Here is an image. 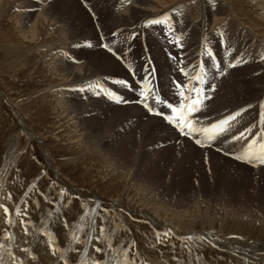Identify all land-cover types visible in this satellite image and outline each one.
Here are the masks:
<instances>
[{
    "label": "rangeland",
    "instance_id": "374dc122",
    "mask_svg": "<svg viewBox=\"0 0 264 264\" xmlns=\"http://www.w3.org/2000/svg\"><path fill=\"white\" fill-rule=\"evenodd\" d=\"M77 1L79 4L74 1L68 3V0H0V90L21 117L20 122L12 108L0 97V198H7L11 193L14 206H19L21 213H27L17 217L13 207L10 210L12 226L8 224L3 209H0V217L3 216L0 220V259L10 253L8 236L14 240L13 231L20 232V225H23L21 221L28 218L29 205L24 202L27 200L35 206L41 202L51 207V234L56 248L58 247L55 254L51 248V264H64L61 256L69 260L70 264H82L80 262L89 259H93L92 262L98 261L101 252L97 253L96 247L109 253L125 251L129 256V264H168L170 256L169 264L178 263L182 259L189 263L187 252L183 255L182 252L192 249L195 264H203V259L200 258L208 260L209 244L195 233H208L209 220L224 215L263 219L264 179L248 180V183L226 188L222 175L216 181L212 170L205 169L200 173L192 166V159L188 164L189 162L181 160L182 157L176 159L177 155L170 157L175 152L174 146L171 148L166 147L169 143H153L148 134L142 133L137 127L143 122L140 118L133 122H129L131 119L127 120L130 111L128 108L135 104L134 96L123 99L130 103H116L109 96H106L108 100L103 97L110 101L109 104L101 97L107 91L114 97H123V85L119 84L123 81L121 71L96 65L93 59L89 61V82L87 80L85 83L68 86L67 80L54 68L55 58L50 57L51 53L48 52L51 43L64 38L71 39L74 42L73 57L83 56L85 60L95 56L99 50L112 55L107 49L101 48L102 43H106L99 39L100 32L94 37H81V33H89V27H106V22L102 20L112 14L111 0ZM207 1L212 6L218 3V7L202 11V4ZM137 2L154 10L149 19L161 18V14L166 13L170 19L160 23H164L165 28L160 25L157 27L162 31L166 29V32L167 28L173 30L163 34L164 38L160 36L154 40L148 39L150 43L146 42L145 48L139 45L137 39L127 40L131 51L129 57L127 50L122 49L127 43L111 37L106 45L118 55L122 54L118 68L129 73L137 68L140 54L144 52L149 57L148 60L164 68L165 74L177 73L180 67L187 64L191 51L200 43L207 47V55L214 56L223 65L221 58L228 56L225 47L231 41L239 40V44L243 41L238 34L240 31L226 26L228 20L224 12L227 5H232L233 16L241 23L239 28H251L255 33L254 40H264V8L257 6L255 0ZM246 3L254 9L249 6L251 10H248ZM26 11L32 12L33 16H27ZM88 15L93 22L89 21ZM65 23L70 30L69 35L63 34ZM156 25L145 24V27ZM114 30L120 32L116 29H108L107 32ZM221 32L225 40H220ZM171 34L175 38L169 37ZM119 36L122 39L127 37L124 34ZM176 38H179V43L175 42ZM222 44L224 48L221 47ZM246 45V48H250L252 43L247 42ZM209 47H215L216 53L212 54ZM253 49L258 51L255 46ZM221 50L224 51L220 53ZM246 62V67L235 65L230 70V75L239 81V87L236 83L230 86L237 95L250 91L248 96L251 99L254 92L263 90L264 66L257 60ZM103 79H109L110 82L107 84ZM112 80L118 82L116 88L111 87ZM219 86L220 89L214 95L211 94V100L217 101L216 111L221 114L229 113L233 111L232 101L241 102L243 97H231L225 91V84L219 83ZM80 88H84V91H79ZM243 88L246 89L241 90ZM62 92L66 94L65 99ZM175 92L173 86L170 93ZM172 94L166 96L165 93L162 96L173 103L179 97ZM94 100L105 109L95 106ZM251 111L248 109L241 112L235 122L231 123L228 133L234 132L233 129L241 130L246 121L244 114ZM214 114H207L203 120H210ZM197 127H203V124L199 123ZM25 129L33 135L32 139L27 136ZM228 133L224 137L229 136ZM192 140L195 141L194 138ZM222 141L225 146V139ZM161 150H167L165 158L159 154ZM167 163H170L169 166ZM199 173L205 176L204 179L198 178ZM251 173L244 172L243 176L251 177ZM246 187L251 190L259 188L258 193L244 195L241 189ZM27 192L28 195L25 196ZM92 195L96 197L93 198ZM225 203L230 206L225 207ZM94 208L96 213L93 212ZM146 213L149 216L155 215L167 226L170 224L168 227H173L178 235H182L166 231L170 235L163 236L164 229L154 227L146 218ZM100 227L104 229L103 234L99 231ZM156 233H161V241H157ZM73 234L79 236V243L72 240ZM190 235L195 238L188 241L186 238Z\"/></svg>",
    "mask_w": 264,
    "mask_h": 264
},
{
    "label": "bare ground",
    "instance_id": "6f19581e",
    "mask_svg": "<svg viewBox=\"0 0 264 264\" xmlns=\"http://www.w3.org/2000/svg\"><path fill=\"white\" fill-rule=\"evenodd\" d=\"M72 1H74L75 3H78L77 0H68V3H71ZM255 1L257 2V6L260 5L261 8H264V0H255ZM138 2L137 0H111V3L113 5L112 14L107 16L106 19L102 20V22L104 21L106 22L105 23L106 27H89L87 30V32L89 33H83V34L81 33L82 39L88 38L86 37L87 35L90 37L92 36L94 37L95 34H97V32H100L101 35H98L99 39L100 40L103 39V42L108 44L110 42L111 37H114V39H118L120 42L127 43L126 44L127 46L125 47L123 46L122 49L124 48L127 50L128 52L127 55L129 57V55L131 54V51H129L128 49L129 42H127V40L129 41V40L137 39L140 43L139 45L145 48L146 42L150 43L149 42L150 40L148 41V39L154 40L156 38H159L163 34H166V33L168 34V31L170 28H167V32H166V29L165 31H162L160 27H157L160 25L161 27L165 28L164 23H163L164 26L159 23L156 25V27H145V24L147 25V20H149V17L151 16L154 10L151 9L149 6L143 5V3L142 5H140L141 3L139 4ZM32 4L33 3H31V5ZM217 4L218 3H215L214 6H212V3H210V1H207L202 4V7H203L202 11L212 10V8H214L215 6L218 7ZM249 6L251 5L249 4L247 5L248 10L249 9L251 10ZM40 8H44V7H40ZM231 8H232V5L231 6L227 5L226 12H224V14H226L227 16L226 19L228 20L226 26L235 27V29L238 32L240 31L238 34H240L239 35L240 38H243V41H240V44H239V40L234 41V42L231 41L230 45L228 47L227 46L225 47V51L227 50L226 54L228 56H224L223 58H221L223 60V65L219 64L217 62L219 60L216 59L214 56L207 55L208 54L207 47H205L204 44H201V43L197 45L194 51H191L192 53H191V56H189V58L187 59V64H185L183 67H180V69L181 68L183 69V72L181 71H178L177 73L170 72L168 75L164 73L166 71L164 70V68H162V66H159L158 63L155 64L151 60H148L149 57L145 54V52L143 51V48L141 50L142 52H144V54L142 55L140 54L141 59L139 58V64L138 65L136 64L137 68L132 73H129L127 70L118 68L120 66L119 62L121 60H118L113 55H110L109 53H107V51L99 50L100 52L97 51V53L99 54L97 53L94 54L95 56L88 58V60L87 59L85 60L83 56L73 57L72 48L74 47V42L71 39L69 40L67 38H64V39H60L59 41H55L54 43H51L49 45L50 49L48 52L51 53L50 57L55 58L54 68L56 69L58 73H60L62 77H64V79L67 80L68 86L70 84H77V83H83V82L85 83L87 80H88L87 82H89L88 75L90 74V71H91L90 70L91 63L89 61H93V59L95 60L96 65L101 64L102 66H105L106 69L115 70V71L118 70L119 72L121 71V79L123 81H121L122 83H119V84L123 85L121 86L122 87L121 93L124 97V98L123 97L121 98L125 99L129 96L135 97L134 99L135 104L131 105L130 108H128L130 109V111H129L127 120L129 121L131 119V121L129 122H133L136 118H140L141 120H143V122L138 124L137 127L140 129L142 133L146 132L148 136L150 137V140L153 143H165V144L169 143L170 145H167L166 147L170 146L171 148L172 146H174L175 152L170 157H174V155H177L176 159L177 157L178 158L182 157L181 160H183V162L185 163L191 161L192 159L193 162L192 163L189 162L188 164L191 163L192 166H195L200 171V173H202V171H204L205 169L212 170L214 172V178L216 181L219 180L218 177L222 175L223 176L222 180L224 184H226L225 185L226 188L236 187V186H239L240 184L242 185V184L248 183L249 181H254V180L258 181L259 179L260 180L264 179V166L253 167L250 164H246L242 161L236 160L233 155V154L235 155L242 154V152L247 147V145L253 141H255L257 145L264 143V107L261 106V105H264V86H261L263 87V90L254 92L253 95L250 96L251 99L248 96L250 91L249 92L244 91L237 95L233 91V89H231L232 86L230 85H234L236 83V86L239 87L238 86L239 81L235 80L236 78L230 75V70L233 67H228V65L230 63H234L236 66L240 65L241 67L244 68L246 67L247 60H252V61L257 60L258 63H261V65L264 66V59H261V57L264 56V40H261L259 42H257V40H254L253 38L255 37V33L253 32L254 30H252L251 28H246V27L239 28L241 27V23L237 22V19H235L236 16L235 15L233 16V12ZM243 14L245 13L243 12ZM28 15H30V17L33 16L32 12L31 13L27 12V16ZM88 19L89 21L93 22L90 16L88 17ZM233 22L235 24H233ZM65 26H66V23H65ZM199 28L204 29L205 27H199ZM62 29H63V34L70 33V30L68 29L67 26L63 27ZM108 29H116L117 31H120V32H115L114 30L113 32L108 33L107 32ZM85 32H86V29H85ZM120 34L126 35L127 36L125 38L126 40L122 39V37L119 36ZM170 36L175 38L173 34L169 35V37ZM75 37H72V39H74ZM162 38H164V36H162ZM77 39L80 40V37L78 38L77 36ZM61 40H64V41H61ZM220 40H225V36H221ZM247 42L252 43V45L249 46L250 48H246L248 46L246 45ZM171 43H173L172 40H171ZM253 46H255L258 49V51H254ZM221 47L224 48L223 44L221 45ZM101 48H105L103 43L101 45ZM209 49L212 51V54L216 53L215 47L214 49H212V47L211 48L209 47ZM223 51L224 50H221L220 53H222ZM217 64L220 66L221 71L225 73L224 75H220V73L217 72V69H216ZM201 80L203 81V83H201ZM173 81L180 82L184 86H186V89H185L186 93L188 92L189 89L194 88V87L203 88L205 91V94H207L210 97V99H207L204 101V107L199 112L194 114V119L197 120L196 125L199 123H202L203 127H208L212 123H215L218 120L223 119L224 117L239 111L240 109H245V110L251 109L252 111L250 113L244 114L246 115L245 116L246 121L243 124V128L241 130L239 128L236 130L233 129L234 132L230 134L228 133L229 136L226 135L225 137L224 136L218 137L214 142L211 143V146L201 147L200 145H197L195 141L192 140L193 138H189V137H185L181 135L180 133H178L176 129L172 127V125L168 124V122L165 119L149 113L147 109H145L143 105L138 102L141 99L140 97L141 91H145L147 95L150 97L148 101L150 106L158 110L164 111L166 114H170V109H167L163 105H157L154 99H152L151 97L154 95H160L162 99H165L168 101V99L163 98L162 95L165 93H167L166 96H169L172 94L170 92H171V89L173 88V83H172ZM104 82L108 84L110 80L106 79L104 80ZM111 83L112 84L110 85L113 88H116L119 85V84L117 85L118 82L116 83V81L114 80H112ZM219 83L225 84V87H226L225 91H227V93L231 95V97L233 96L235 97L236 95L237 97L238 96L243 97L242 98L243 101L241 102H239V100L238 102L232 101L231 104L233 107V111L229 113L221 114L220 112L216 111L217 101H215L214 99L211 100L214 93L220 89ZM56 84H58V82H56ZM140 84H142V86H140ZM212 85H215V90H211ZM244 87H246V83ZM249 88H253V87H249ZM244 89L246 88H243L241 90H244ZM211 94L213 95L211 96ZM62 95L65 99V96H66L65 92H62ZM104 95L105 94H103L101 97L106 98L107 95L105 96ZM0 97L3 98L5 103H8L7 105H9L12 108L13 112L15 113V115L18 116V119L21 122V117L19 116L14 105H12L8 101L5 94H3L1 90H0ZM104 98H103L104 102L109 104L110 101L108 102L107 101L108 99L106 98L107 100H105ZM226 100L227 99H225V101ZM90 101H93V99ZM178 101L179 99H175V101H173V104H177ZM94 103H95V106H98L101 109H105L103 105H101L98 101L94 100ZM210 113H215V114L211 116L210 120H207V121L203 120V117ZM231 123H233V121ZM246 128L251 129V131L245 132V135L243 138L235 140V141L231 139L233 135L238 136L239 133L244 131ZM25 130L27 132L26 133L27 136L30 137V139H32L33 135H31V133H29L27 129ZM196 138L203 139V137H195L194 140ZM223 139H225V144H226L225 146L223 144L224 141H222ZM218 148L222 149V151H217ZM166 151L167 150H161V153H159L158 151H156V153H159L163 158H165V154L167 153ZM225 153H228V154L226 155ZM228 155H230V157ZM46 159H47V163H49V159L48 158ZM169 164L170 163H167L168 166ZM244 172L246 174L252 172L251 177L243 176ZM200 173L198 175V178L204 179L205 176L201 175ZM66 188L70 189V187L68 186H66ZM258 189L255 188V190H251L249 187L248 188L246 187V188L241 189V192H243L244 195H250V194L257 192ZM91 197L94 198L96 196L92 195ZM84 203L86 205V201H84ZM0 204H5L7 207H9L10 210H12L13 207L14 208L16 207V205L14 206L13 200L12 199L8 200L6 197L0 198ZM28 205H29V211H28L29 220L27 218L25 220L27 221V223L20 225L22 226L21 227L22 230H20V232L18 231L16 233V231H13L14 229H11L13 232H15V236H14L15 239L12 240L8 236L7 240H8V244L10 247V253L8 255L6 254V256L3 259H0V264H19V262L21 261L23 262V264H51V248L48 246L49 237L42 234L44 231H48L51 233V211H50L51 207H48V204L41 203V202L36 206L33 202H28ZM224 205L225 207L230 206L228 205V203H225ZM36 208H39V210H37ZM95 209L96 208L93 209L94 213H96ZM237 209L241 210L242 208H237ZM242 211H248V210L242 209ZM147 213H146V218L148 219L150 223L153 224L154 227H159V230L160 228L164 229V231L162 230L163 232L162 231L160 232L164 233L166 231L171 230V232L173 231L175 234L178 235V233H176L173 227L172 228L168 227L170 224L167 226L163 221H160L159 219H157L155 215L149 216L147 215ZM0 215H1V212H0ZM110 217L111 218L113 217L112 214ZM92 218L93 216L91 217V219ZM257 218L252 219V218L245 217V216L228 217L224 215L218 219H210L209 220V230L210 231L208 233H205V232H202L200 234L195 233V235L200 236L202 240L206 241V244H209L208 245V251H209L208 260L205 258H200V259H203V264H264V218L263 219H257ZM1 219H3V216L2 218L0 217V220ZM89 219L90 218H88V220ZM15 224L16 223H14V225ZM25 228L28 229L27 234H25V231H24ZM213 232L215 233L213 234ZM181 235H178V236H181ZM186 244L188 245V243ZM4 249H5V244H4ZM7 249L9 250V248ZM25 249H27L28 251L27 252L24 251ZM192 251H193L192 249L191 251L189 249H186L182 252V255L184 252L185 253L187 252L188 255L187 254L186 255L187 257L189 256L188 258H190L189 259L190 262L188 261L189 263H185L187 262L186 259H184L185 261L183 259H182L183 261L179 259L180 261L178 263L176 262L175 264H195L196 260L192 258V255H193ZM29 252L31 253V255H29ZM124 253L126 252L125 251H121V252L111 251L110 253L106 251L101 252L99 257L97 256L98 262L99 264H104V263L124 264V260H125ZM32 256H35L36 259H32ZM12 257H15L16 260L13 261ZM179 257H180V254H179ZM126 258L127 260H129V256L127 253H126ZM169 259H168V264L170 262ZM92 260L93 259L84 260L83 262H80V263L93 264ZM166 260L167 259H165V261Z\"/></svg>",
    "mask_w": 264,
    "mask_h": 264
},
{
    "label": "snow or ice",
    "instance_id": "6c2138e0",
    "mask_svg": "<svg viewBox=\"0 0 264 264\" xmlns=\"http://www.w3.org/2000/svg\"><path fill=\"white\" fill-rule=\"evenodd\" d=\"M194 2L195 0H193V3ZM168 19H170V17L166 13H164V14H161V18H153V19L147 20V24H159L162 21H165ZM169 30L172 31L173 29L170 28ZM220 35L223 36V33L221 32ZM175 42L179 43V38H176ZM104 47L107 48L108 52H110L118 60L122 59V54L118 55L115 51H113V49L108 48L107 45H104ZM172 59H176V58L172 57ZM261 59H264V56H262ZM228 67H235V64L230 63ZM216 69H217V72L220 73V75L225 74L223 71H221L220 66L218 64L216 65ZM180 71L183 72V69L181 68ZM172 83L176 89V92L173 93V95L179 97V101L177 104H173V103L168 102L165 99H162L160 95H154L151 97L152 99H154L157 105H163L167 109H170V114H166L164 111L158 110L150 106L148 102L150 97L145 93V91H141L140 93L141 99L138 102L141 103L143 107L147 109L149 113L155 116H160L163 119H165L181 135L185 137H189V138L203 137V139H200V138L195 139V143L197 145H200L201 147L211 146V143L214 142L218 137H223L226 133H228L231 127V122L234 121L238 116H240L241 112L245 111V109H240L239 111L233 114H230L224 117L223 119L218 120L215 123H212L208 127H197L195 119H194V114L199 112L204 107V101L207 99H210V97L207 94H205V91L203 88L194 87V88L189 89L188 92L186 93L185 87L182 83L177 82V81H173ZM201 83H203L202 80H201ZM101 90L103 91V89ZM211 90H215V85L211 86ZM79 91H84V88H80ZM104 94L109 96V98L115 99L116 103H130V101H126V100H123L122 98L114 97V95L109 92H104ZM261 106L264 107V105H261ZM250 131L251 129L246 128L244 131L240 132L238 136L233 135L231 139L234 141L241 139L244 137L245 132H250ZM217 151H222V149L218 148ZM225 154L227 155L228 153H225ZM233 155L236 160L242 161L246 164H250L253 167L264 166V143L257 145L256 142L253 141L247 145V147L244 149L242 154L240 155L233 154ZM61 194H63V190H61ZM24 195L27 196L28 193H25ZM7 199L8 200L12 199L11 193L8 194ZM24 202L28 203L27 200H25ZM0 209H3V213H4V216L8 224L9 225L13 224L9 207H7L5 204H0ZM14 211L17 216L27 215L26 212L21 213L19 206H16ZM21 223L26 224L27 221L22 220ZM24 231H25V234H27L28 229L25 228ZM99 231L101 234H103L104 232L103 227H100ZM42 234L49 237L48 246L52 248L53 254H55L57 249L53 242L52 234L48 231H44ZM168 235H169V232L163 233V236L165 237ZM9 238H11L10 235H9ZM97 239H99V237H97ZM156 239L157 241H161L160 233H156ZM186 239L192 240L194 239V237L188 236ZM72 240L75 241L76 243L80 242V238L76 234H73ZM0 247H2V245H0ZM109 247L111 248L112 245H109ZM72 250L75 251L76 249H72ZM24 251L27 252L28 250L25 249ZM95 251L97 253H100V252H103V249L100 247H96ZM29 255H31L30 252H29ZM124 255H125L124 264H129L126 258V253H124ZM12 259L13 261L16 260L15 257H12ZM32 259H36V257L32 256ZM61 259H64V264H70L69 260H67L63 256H61ZM19 264H23V262L21 261L19 262ZM93 264H99V262L94 261Z\"/></svg>",
    "mask_w": 264,
    "mask_h": 264
}]
</instances>
